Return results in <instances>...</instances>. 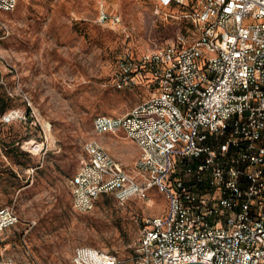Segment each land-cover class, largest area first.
I'll return each instance as SVG.
<instances>
[{
    "label": "built area",
    "instance_id": "obj_1",
    "mask_svg": "<svg viewBox=\"0 0 264 264\" xmlns=\"http://www.w3.org/2000/svg\"><path fill=\"white\" fill-rule=\"evenodd\" d=\"M148 1L157 14L180 22L176 36L119 58L114 85L145 87L148 96L126 114L93 121L96 134L123 132L137 145L134 168L90 139L69 185L81 213L104 194L123 203L146 200L153 188L167 207L145 219L129 259L82 245L70 264H264V0ZM18 2L0 0V11L11 12ZM99 21L118 24L121 18L102 10ZM0 87L11 98L23 91L1 54ZM30 105L6 112L2 122H29ZM42 132L39 153L49 148L43 126ZM37 141L30 136L20 146L33 153ZM35 225L0 205V235L17 229L27 245ZM0 264L18 263L0 252Z\"/></svg>",
    "mask_w": 264,
    "mask_h": 264
},
{
    "label": "rangeland",
    "instance_id": "obj_2",
    "mask_svg": "<svg viewBox=\"0 0 264 264\" xmlns=\"http://www.w3.org/2000/svg\"><path fill=\"white\" fill-rule=\"evenodd\" d=\"M102 10L121 22L101 23ZM179 25L157 14L148 0H19L15 10L0 11V54L23 90L9 109L31 104L34 111L29 122L0 121V204L36 221L27 245L18 239L22 225L0 235L5 257L18 264H70L82 245L132 256L145 219L165 212L164 194L153 188L146 200L102 198L92 211L81 213L73 208L69 181L90 139L133 170L137 145L123 132L96 134L93 121L101 114H126L148 96L145 87L114 85L117 62L127 51L162 47ZM6 80L12 83V75ZM45 121L52 126L48 150L22 149V140L30 136L42 141Z\"/></svg>",
    "mask_w": 264,
    "mask_h": 264
},
{
    "label": "trees",
    "instance_id": "obj_3",
    "mask_svg": "<svg viewBox=\"0 0 264 264\" xmlns=\"http://www.w3.org/2000/svg\"><path fill=\"white\" fill-rule=\"evenodd\" d=\"M0 89H1V91H2V94L0 93V121L2 122V120H1V117L6 113V112H8V111H10V110H12V109H14V108H12V109H9V102H10V100H12L13 98H11V97H9L8 95H7V93L5 92V90L3 89V88H1L0 87ZM15 108H17V107H15ZM3 123V122H2ZM5 124V123H4ZM109 197H113V198H115L116 200H118L114 195H112V194H104V195H102L99 199H98V201L100 200V199H107V198H109ZM97 201V202H98ZM119 201V200H118ZM97 202H96V204H97ZM1 205V204H0ZM4 206V205H3ZM96 206V205H95Z\"/></svg>",
    "mask_w": 264,
    "mask_h": 264
},
{
    "label": "bare ground",
    "instance_id": "obj_4",
    "mask_svg": "<svg viewBox=\"0 0 264 264\" xmlns=\"http://www.w3.org/2000/svg\"><path fill=\"white\" fill-rule=\"evenodd\" d=\"M43 124H44V127H45L46 131H47V136H48V139H49V143H53L52 142V138L53 137H52V126H51V124L46 122V121L43 122ZM31 146H32V150H33L34 154H38L40 152L43 144H42L41 141H37V142H33Z\"/></svg>",
    "mask_w": 264,
    "mask_h": 264
},
{
    "label": "water",
    "instance_id": "obj_5",
    "mask_svg": "<svg viewBox=\"0 0 264 264\" xmlns=\"http://www.w3.org/2000/svg\"><path fill=\"white\" fill-rule=\"evenodd\" d=\"M187 264H206V263H202V262H191V263H187Z\"/></svg>",
    "mask_w": 264,
    "mask_h": 264
}]
</instances>
